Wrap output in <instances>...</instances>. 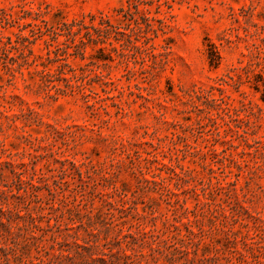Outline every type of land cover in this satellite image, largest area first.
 I'll return each instance as SVG.
<instances>
[{
  "label": "rangeland",
  "instance_id": "1",
  "mask_svg": "<svg viewBox=\"0 0 264 264\" xmlns=\"http://www.w3.org/2000/svg\"><path fill=\"white\" fill-rule=\"evenodd\" d=\"M0 31V264H264V0H0Z\"/></svg>",
  "mask_w": 264,
  "mask_h": 264
},
{
  "label": "trees",
  "instance_id": "2",
  "mask_svg": "<svg viewBox=\"0 0 264 264\" xmlns=\"http://www.w3.org/2000/svg\"><path fill=\"white\" fill-rule=\"evenodd\" d=\"M29 13L32 14V12H29ZM92 19L94 20L95 18H92ZM42 22L45 23L47 26H49V24H50L49 21H46V20H42ZM92 24H93V23H92ZM102 24H104V22H103ZM31 26H36V27H38L39 30H40V32H41V30H42V27H41V25H39V24L31 23ZM75 26H81V27H85V28H87V29H88V28H93L94 30H98L97 27L94 26V25H91V27H88L84 21H79V22L74 21V22L71 23V24H69V23H64V27L68 28V29L70 30L71 33L73 32V27H75ZM109 26H110V25H109ZM52 27H53V26H52ZM99 31H100V30H99ZM0 32H1V31H0ZM54 34L58 35V34L55 33V32H54ZM2 39H3V37L0 38V51H6V49L3 48V47L1 46ZM26 64H27V63H26ZM3 65H4V67H5V70H7L12 76H14L15 72H17V70H16L15 68H13V67H9V65H8L6 62H3ZM21 66H22V65H21Z\"/></svg>",
  "mask_w": 264,
  "mask_h": 264
}]
</instances>
